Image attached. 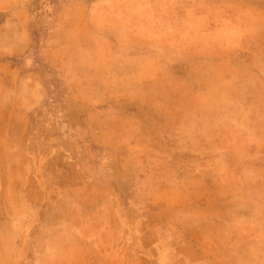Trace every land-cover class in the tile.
Segmentation results:
<instances>
[{"label": "rangeland", "instance_id": "374dc122", "mask_svg": "<svg viewBox=\"0 0 264 264\" xmlns=\"http://www.w3.org/2000/svg\"><path fill=\"white\" fill-rule=\"evenodd\" d=\"M226 5L264 42V0ZM153 6L0 0V264H264V78Z\"/></svg>", "mask_w": 264, "mask_h": 264}, {"label": "crops", "instance_id": "0c3cea01", "mask_svg": "<svg viewBox=\"0 0 264 264\" xmlns=\"http://www.w3.org/2000/svg\"><path fill=\"white\" fill-rule=\"evenodd\" d=\"M227 2L237 4L238 0H154L153 13L158 14L157 21L168 29L167 37L172 41H175L182 30L191 27V19L201 22V26H198L201 27V52L191 60L201 62V68H223L224 73L218 74L217 80L226 81L229 78L231 83L237 82L240 73L241 78L246 75L251 78H264V42L259 38L261 34L254 28L238 27L232 22L227 26L222 14L239 11V8L232 6L225 9ZM221 28L228 30L221 35ZM219 39L223 44V51L219 46ZM168 75L187 84L184 74L169 71ZM225 124L226 122H221L219 134L224 132Z\"/></svg>", "mask_w": 264, "mask_h": 264}, {"label": "trees", "instance_id": "16d2710c", "mask_svg": "<svg viewBox=\"0 0 264 264\" xmlns=\"http://www.w3.org/2000/svg\"><path fill=\"white\" fill-rule=\"evenodd\" d=\"M31 32H32L33 37L35 38V34H34L33 30H31ZM35 41H36V40H35Z\"/></svg>", "mask_w": 264, "mask_h": 264}, {"label": "bare ground", "instance_id": "6f19581e", "mask_svg": "<svg viewBox=\"0 0 264 264\" xmlns=\"http://www.w3.org/2000/svg\"><path fill=\"white\" fill-rule=\"evenodd\" d=\"M196 22V21H195Z\"/></svg>", "mask_w": 264, "mask_h": 264}]
</instances>
